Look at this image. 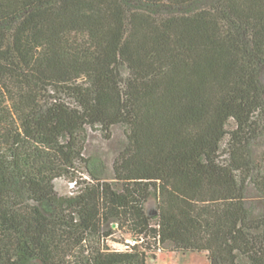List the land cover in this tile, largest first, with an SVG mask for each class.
<instances>
[{
  "label": "trees",
  "instance_id": "16d2710c",
  "mask_svg": "<svg viewBox=\"0 0 264 264\" xmlns=\"http://www.w3.org/2000/svg\"><path fill=\"white\" fill-rule=\"evenodd\" d=\"M120 125L109 178L86 131ZM261 141L264 0H0V264H149L165 247L264 264ZM119 232L144 241L117 250Z\"/></svg>",
  "mask_w": 264,
  "mask_h": 264
},
{
  "label": "rangeland",
  "instance_id": "374dc122",
  "mask_svg": "<svg viewBox=\"0 0 264 264\" xmlns=\"http://www.w3.org/2000/svg\"><path fill=\"white\" fill-rule=\"evenodd\" d=\"M127 145V132L126 128L122 125L116 126L111 135L103 131L101 128H88L86 131V152L87 158L93 159L97 168L104 172L109 178L114 175V163L120 153ZM224 148H227V143L224 144ZM253 154L256 157L257 166L264 172V141H261L255 145ZM226 158V155H225ZM85 179H89V175L82 173ZM56 191L61 196L71 194L73 190V184L69 183L66 179H58L55 182ZM249 204L250 206H261L264 202L261 194L254 184L249 186ZM146 209L148 214L153 219L157 215L156 200L151 199ZM128 235L127 233L119 232L112 241L114 248L121 249V244H118L124 240ZM149 264H211L207 254L200 253H182V252H170L167 247L161 251L155 260H150Z\"/></svg>",
  "mask_w": 264,
  "mask_h": 264
},
{
  "label": "built area",
  "instance_id": "2783aa9c",
  "mask_svg": "<svg viewBox=\"0 0 264 264\" xmlns=\"http://www.w3.org/2000/svg\"><path fill=\"white\" fill-rule=\"evenodd\" d=\"M143 241H144L143 237H132V236H130V237H126L122 242H120L118 244H121L122 248L120 250H127V249H131L135 246L140 245Z\"/></svg>",
  "mask_w": 264,
  "mask_h": 264
},
{
  "label": "water",
  "instance_id": "95a60500",
  "mask_svg": "<svg viewBox=\"0 0 264 264\" xmlns=\"http://www.w3.org/2000/svg\"><path fill=\"white\" fill-rule=\"evenodd\" d=\"M116 226V225H115Z\"/></svg>",
  "mask_w": 264,
  "mask_h": 264
}]
</instances>
